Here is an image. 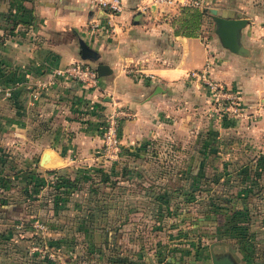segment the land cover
I'll list each match as a JSON object with an SVG mask.
<instances>
[{"label": "rangeland", "instance_id": "rangeland-1", "mask_svg": "<svg viewBox=\"0 0 264 264\" xmlns=\"http://www.w3.org/2000/svg\"><path fill=\"white\" fill-rule=\"evenodd\" d=\"M204 26L217 34L211 20ZM252 55L264 53L246 50L242 57ZM212 64L208 60L194 69L206 68L205 79L187 73L189 99L182 95L161 112L150 128L152 138L122 142L120 126L136 113L112 106L97 125L92 160H75L60 180L37 168L36 160L16 155L12 144L0 143L1 264H50L49 259L53 264H113L115 258L132 264H212L210 246L216 242H230L242 252L235 238L219 236L226 214L212 216L215 226L202 219L211 205L231 207L242 193L255 248L264 255V126H258L256 105L246 93L252 76L244 77L246 90L237 88L236 82L213 78ZM207 81L217 90L212 92ZM10 102L0 104V119L12 114L15 103ZM114 109L122 112L120 146L116 158H107L101 135ZM73 180L79 188L67 194Z\"/></svg>", "mask_w": 264, "mask_h": 264}, {"label": "crops", "instance_id": "crops-1", "mask_svg": "<svg viewBox=\"0 0 264 264\" xmlns=\"http://www.w3.org/2000/svg\"><path fill=\"white\" fill-rule=\"evenodd\" d=\"M141 1L122 0L123 9L113 19L114 33H108L89 0H0V104L15 103L12 114L0 119V143L12 144L16 155L36 160L34 165L42 171L73 170L75 160H92L97 125L112 106L136 113L120 126L122 142L152 138L150 128L161 112L175 106L182 95L189 99L187 73L208 60L213 62V78L236 82L237 88L246 90L244 77L252 76L251 91L246 93L256 105L258 126H264V56L247 58L242 57L244 52L230 51L204 24L198 36H186L177 27L181 9L151 7L140 12ZM201 3L199 10L216 9L224 18L247 19L239 43L245 51L264 53V0ZM96 19L99 27L91 29L90 21ZM210 20L216 24L214 16ZM71 63L95 69L102 64L108 72L99 76L95 88L67 77L42 89L37 86L49 80L54 69ZM68 130L75 132L74 137L66 135ZM44 153L51 157L48 154L47 165L41 166ZM229 243L212 244L210 255L231 254L238 264H248ZM257 261L253 264H264L262 258Z\"/></svg>", "mask_w": 264, "mask_h": 264}, {"label": "built area", "instance_id": "built-area-1", "mask_svg": "<svg viewBox=\"0 0 264 264\" xmlns=\"http://www.w3.org/2000/svg\"><path fill=\"white\" fill-rule=\"evenodd\" d=\"M93 8L102 16L104 21V29L108 33H114V22L113 19L119 14L122 9V0H89ZM154 7L155 9H166L174 7L181 9L183 7L191 9H201V0H142L138 7L140 12L147 11L149 8ZM91 29H97L99 27V20L90 21ZM207 65V63H206ZM207 67V66H206ZM207 69H201L199 71L191 70L188 73V77L194 78H206ZM71 78L78 81L80 84L89 88H95L98 84V74L96 69L81 63H71L64 67L56 68L52 71L49 80L40 81L37 86L44 88L48 83H54L57 78ZM209 88L212 92L217 90L216 83L207 81ZM7 97L10 96L8 91L5 92ZM35 96V94H34ZM121 111L115 109L107 116L106 125L101 135L102 139V153L107 158H116L117 152L119 151L120 139H119V114Z\"/></svg>", "mask_w": 264, "mask_h": 264}, {"label": "trees", "instance_id": "trees-1", "mask_svg": "<svg viewBox=\"0 0 264 264\" xmlns=\"http://www.w3.org/2000/svg\"><path fill=\"white\" fill-rule=\"evenodd\" d=\"M210 18L213 19V16L209 14L206 10H199V9H191L187 7H183L180 10L179 17L177 18V27L178 29L185 34L186 36H198L200 34L201 26L204 24L205 19ZM48 172L54 174L55 179H62L63 177L67 176L68 173L62 171L61 169L56 170H49ZM255 184V182H254ZM76 186L79 188V182L73 180L70 182V187L66 188L67 194H69L72 189L74 190ZM248 192H253L251 188H248ZM242 199L233 203L231 207L223 208V207H216L214 205L210 206V212L206 213V218L203 217L202 220L208 221V225L215 226V219L213 220L212 216H215L218 213H224L228 217L227 222L224 224V231H221L219 236L221 237H232L235 238L238 245L239 250L242 252V259L247 262L248 264H253L258 259H264V255L262 254H255V245L256 243L253 242V238L256 236L255 231H252L251 226V216L249 213L248 208L243 209V203L247 204L245 200L244 193L241 195ZM244 200V201H242ZM182 202V201H180ZM167 210H169V204L166 205ZM7 209L5 204H2L4 209ZM183 210V207H179L177 209L178 213ZM180 214V213H179ZM211 218V219H210ZM195 225L200 226L202 223L198 224L194 222ZM106 233H110L107 231ZM106 246H109V237L106 235ZM52 246V245H50ZM57 254V253H56ZM173 261V260H172ZM50 264H53V261L49 259L48 261ZM113 264H132L130 260L127 261L126 259H114L112 260ZM166 264H170V262H166Z\"/></svg>", "mask_w": 264, "mask_h": 264}, {"label": "water", "instance_id": "water-1", "mask_svg": "<svg viewBox=\"0 0 264 264\" xmlns=\"http://www.w3.org/2000/svg\"><path fill=\"white\" fill-rule=\"evenodd\" d=\"M210 14L214 16L216 22V32L222 43V45L229 49L230 51L242 54L245 49L239 43L240 31L248 23L245 18H224L216 15V9H209ZM85 52V51H83ZM87 54V53H86ZM108 67L106 65H98L96 67V72L98 76L104 75L108 72ZM49 153H44L41 158L40 165L45 166L47 163L46 155ZM51 155L49 154V159ZM213 248V245H211ZM211 263L212 264H238L236 259L231 254H225L222 257L214 252H211ZM262 264V263H256Z\"/></svg>", "mask_w": 264, "mask_h": 264}, {"label": "bare ground", "instance_id": "bare-ground-1", "mask_svg": "<svg viewBox=\"0 0 264 264\" xmlns=\"http://www.w3.org/2000/svg\"><path fill=\"white\" fill-rule=\"evenodd\" d=\"M48 155V154H47ZM47 155H46V159H47Z\"/></svg>", "mask_w": 264, "mask_h": 264}]
</instances>
